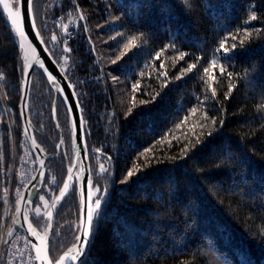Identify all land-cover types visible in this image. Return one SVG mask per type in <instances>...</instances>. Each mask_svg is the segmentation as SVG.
I'll list each match as a JSON object with an SVG mask.
<instances>
[{"label": "trees", "instance_id": "obj_1", "mask_svg": "<svg viewBox=\"0 0 264 264\" xmlns=\"http://www.w3.org/2000/svg\"><path fill=\"white\" fill-rule=\"evenodd\" d=\"M33 12L75 89L100 200L81 262L264 264V0H33ZM24 65L0 7V246L14 226L15 165L26 141ZM29 113L48 155L31 212L44 230L74 149L67 105L39 68ZM79 225L75 184L57 208L53 261L76 242Z\"/></svg>", "mask_w": 264, "mask_h": 264}, {"label": "water", "instance_id": "obj_2", "mask_svg": "<svg viewBox=\"0 0 264 264\" xmlns=\"http://www.w3.org/2000/svg\"><path fill=\"white\" fill-rule=\"evenodd\" d=\"M8 2L15 6L16 0H8ZM0 7L6 15L8 22L11 24V21L8 19V10L4 9L2 4H0ZM17 7L19 8L22 28L26 37L21 38L17 35L20 48L25 56L21 94V118L23 121L25 138L36 158V171L33 179L24 188L16 203V209L13 218L14 226L9 230L6 236V242H9L14 233L20 229L27 235L30 244L37 256L38 264H49L50 261L51 264H56V261L61 257L64 258L62 264H80L85 257L91 242L84 249L83 255L77 260L71 259V256L75 254L74 245L76 242L64 253H62L56 261H53L49 247L55 226L57 208L62 204L63 200L74 188L75 184H77L80 194V224L82 222V217L86 214V212L90 208L94 209L92 175L89 154L86 145V133L83 115L74 87L68 80L61 66L51 54L39 32L33 10L31 16L29 15L27 0H20V3L17 5ZM15 10L16 6L13 8V11ZM33 20L35 22V28L32 27ZM37 33H39V35H37ZM41 63H43V67L40 66ZM35 68H39L45 73L50 85L61 94L67 105L68 111L71 108L69 115L72 125V139L74 149V161L69 170L66 181L58 191L57 195L45 213V218L48 219V225L44 230H39L31 219V212L34 210V201L37 198L45 181L48 161V155L45 153L44 149L41 147L35 137L29 113L30 89ZM50 76L53 79H50ZM77 104L79 107H77ZM53 114L56 119V105L53 106ZM81 123H83V129H81ZM77 235L82 234L78 231ZM91 239L92 234L90 241Z\"/></svg>", "mask_w": 264, "mask_h": 264}, {"label": "snow or ice", "instance_id": "obj_3", "mask_svg": "<svg viewBox=\"0 0 264 264\" xmlns=\"http://www.w3.org/2000/svg\"><path fill=\"white\" fill-rule=\"evenodd\" d=\"M184 2L188 3V0H184ZM19 3H20V0H16V5H19ZM0 4H2L4 9L8 10V19L11 21V24L14 27L16 34L19 37H21V38H26L25 37V33L23 31V28H22L19 8L16 7V10L13 11V8L15 6L12 3H9L8 0H0ZM27 7H28L29 15L31 16L32 10H33V0H27ZM81 19H83V17H81ZM252 19H256V17L252 16ZM32 27L35 28L34 20L32 21ZM37 35H39V33H37ZM235 38H236L235 36L232 37V39H235ZM52 39L55 40L56 37L53 36ZM226 40H227V38H226ZM226 40L221 42L220 49H223V51L227 54L229 49L225 47ZM129 43L131 44L132 41H130ZM172 47L175 48V45H172ZM220 49H217V51H219ZM185 55H187V54L186 53H181L180 54V58L183 59V57ZM157 58H159V56H157ZM199 59L200 58H197V63H199ZM113 63H115V61H113ZM40 66L43 67V63H41ZM194 68H196V64H191V65H189L187 71H192V69H194ZM204 71H207V69H205ZM220 71H221L222 75L225 72V70L223 68H221ZM228 76H229V78H231V73H228ZM50 79H53V78L50 76ZM113 79H116V78L113 77ZM229 91H231V90H229ZM213 96H215V91H213ZM155 99H156V97L153 96L152 97V101L154 102ZM141 103H143V101H141ZM77 107H79L78 104H77ZM69 111H71V108L69 109ZM131 111L132 110L129 109L128 114H131ZM213 123H215V121H213ZM221 123H222V121H221ZM81 129H83V123H81ZM209 135H211V133H209ZM200 143H202V141L198 137L197 140H196V144H200ZM196 144H191V148L194 149L196 147ZM188 150H189V146L186 145L183 149H181L182 155H187ZM132 175H133V172L132 171H128L127 176L131 177ZM122 182H126V180L122 181ZM97 191H99V189H97ZM99 208H100V200L97 199L95 201V209H99ZM95 209H91L90 208L86 212V214L82 217V222L78 226V231L82 235H77L76 236V244L74 245L75 254L73 256H71L72 260H77L80 256H82L83 252H84V249L91 242L90 241V237H91V234H92L93 228H94V219H95V216L98 215V213L95 211ZM63 259L64 258L61 257L59 260L56 261V264H62ZM49 264H51V261L49 262ZM81 264H83V262H81Z\"/></svg>", "mask_w": 264, "mask_h": 264}, {"label": "built area", "instance_id": "obj_4", "mask_svg": "<svg viewBox=\"0 0 264 264\" xmlns=\"http://www.w3.org/2000/svg\"><path fill=\"white\" fill-rule=\"evenodd\" d=\"M60 24V21L57 20ZM24 152L18 157L19 182L14 191V198L19 199L24 188L31 182L35 175L36 163L30 146L27 141L23 143ZM28 158V159H27ZM11 205H8L7 216ZM0 246V264H38L37 256L30 244V241L24 231L18 229L9 242L2 240Z\"/></svg>", "mask_w": 264, "mask_h": 264}, {"label": "rangeland", "instance_id": "obj_5", "mask_svg": "<svg viewBox=\"0 0 264 264\" xmlns=\"http://www.w3.org/2000/svg\"><path fill=\"white\" fill-rule=\"evenodd\" d=\"M28 159V158H27ZM15 173H16V175L18 176V165H17V163H16V165H15ZM18 182H19V176H18ZM19 185V184H18ZM15 191V190H14ZM14 194V193H13ZM94 209H95V202H94ZM96 210V209H95Z\"/></svg>", "mask_w": 264, "mask_h": 264}, {"label": "flooded vegetation", "instance_id": "obj_6", "mask_svg": "<svg viewBox=\"0 0 264 264\" xmlns=\"http://www.w3.org/2000/svg\"><path fill=\"white\" fill-rule=\"evenodd\" d=\"M74 161V160H73Z\"/></svg>", "mask_w": 264, "mask_h": 264}]
</instances>
